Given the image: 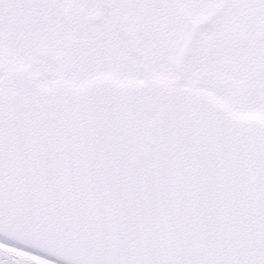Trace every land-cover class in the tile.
Returning <instances> with one entry per match:
<instances>
[{"label":"snow or ice","instance_id":"1","mask_svg":"<svg viewBox=\"0 0 264 264\" xmlns=\"http://www.w3.org/2000/svg\"><path fill=\"white\" fill-rule=\"evenodd\" d=\"M0 264H264V0H0Z\"/></svg>","mask_w":264,"mask_h":264}]
</instances>
